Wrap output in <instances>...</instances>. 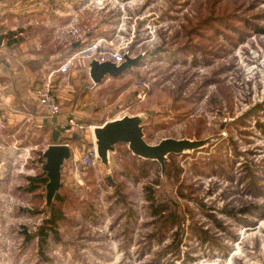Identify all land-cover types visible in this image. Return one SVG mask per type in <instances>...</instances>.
Returning <instances> with one entry per match:
<instances>
[{
    "label": "rangeland",
    "instance_id": "1",
    "mask_svg": "<svg viewBox=\"0 0 264 264\" xmlns=\"http://www.w3.org/2000/svg\"><path fill=\"white\" fill-rule=\"evenodd\" d=\"M231 1L236 3L235 10L242 9L240 12L253 7L254 3L253 0ZM42 2L52 5L56 12L35 14L36 20L54 18L65 30L72 25L80 31L81 39H75L65 30L54 36L49 27L38 21L36 25L46 28L42 32L50 40V48L59 52L43 57L37 66H43L44 71L58 69L54 77L65 75L70 81L69 86L74 79L76 89L86 91L90 96L85 106L94 114V121L140 112L145 115V139L151 143L167 136L203 138L217 134L220 138L203 149L174 155L176 163L183 167L177 184L161 174L158 161L149 176L136 177L127 173L123 167L126 161L123 150L115 152L118 154L116 159L111 154L108 172L111 181L100 161L83 165L79 161L80 154L71 153L61 165L58 190L65 196L60 203L65 218L58 224L60 240L50 238L41 254L37 238L26 240L24 236L33 234L51 209L45 204V186L33 193L24 192L18 186L25 183L26 175L42 168V151L52 141L49 132L41 129L31 132L29 120L17 131V125L7 127L5 132L10 135L1 139L0 145H6L0 156L3 160L0 169L4 167V172L0 170L3 180H0L3 186L0 191L6 195V198H0V264H264V218L254 225L243 226L214 209L212 211L228 228L221 231L212 227L213 222L194 200H189V205L197 212L196 217L211 230L218 243L203 246L194 237L183 235L178 244L180 256L175 257L169 251V234L160 241H148L154 223L145 197V186L149 184L159 198L177 199L183 208L184 200L176 192L178 183H183V186L191 184L194 195L203 199L206 206L221 207L225 203L229 207L239 206L249 201L264 204V128L258 126V120L264 122V32L251 31L232 45L221 34L211 38L216 45L221 43L230 50L210 56L211 61L206 63L199 51H178L183 40L181 35L174 39V32L182 27L184 14L194 13L193 5L199 0ZM232 7L228 5L229 10ZM253 12H264V0L248 14ZM76 40L81 42L73 46ZM27 45L35 50L40 44L30 40ZM171 52L177 54L171 55ZM124 53L141 54V58L120 75H105L94 88L86 87L94 84L88 75L92 58L119 62ZM43 78L40 74L39 79ZM138 79H144L150 85H135ZM202 82L206 84L197 96V87ZM258 105L260 109L244 127L248 133L240 135L233 130L243 156L237 157L233 164L226 158L222 166L215 165L217 173L193 172L190 167L193 159L210 149L213 151L219 140L228 138L229 122ZM201 116L204 122L199 125L195 118ZM34 138L37 143L33 142ZM11 139L16 141L7 148ZM91 141L79 144L80 148L83 150ZM119 146L127 147L125 143H119ZM250 158L260 165L259 173L263 174L255 180L256 189L246 181L248 179H240L245 172L243 166ZM237 161L245 163L241 166ZM157 176L160 181L155 184L153 178ZM231 234H237V238L230 239ZM162 250L170 253L160 257L158 253ZM186 252L193 259L186 260Z\"/></svg>",
    "mask_w": 264,
    "mask_h": 264
},
{
    "label": "trees",
    "instance_id": "2",
    "mask_svg": "<svg viewBox=\"0 0 264 264\" xmlns=\"http://www.w3.org/2000/svg\"><path fill=\"white\" fill-rule=\"evenodd\" d=\"M259 1L260 0H253V7H249V9L242 12H240L242 9L235 10V8H237L236 3L231 0H199V2H195L192 9L194 13L184 14L181 29L174 32V39L178 38L180 35L183 38L180 42V46L177 47L178 51L183 53L190 51L195 53L199 51L201 52V57L204 62L208 63L211 61L210 56L219 55L222 52L230 50L229 46H223L221 43L216 45L211 38H217L219 34H221L222 38L232 45L243 40L251 31L264 32V24L262 23L264 12H253V14H248V12L254 9ZM243 3L244 2L240 5ZM228 5L233 6L232 10L228 9ZM202 9L205 13L202 12ZM21 39H23V37H15L11 41L18 42ZM199 39L201 41H199ZM46 41L47 39L43 38V48L45 49L42 48L38 51L42 53L44 58L58 50L51 49ZM45 52L47 53L45 54ZM176 54L177 52H171V55ZM34 62L35 61H33V63ZM205 84L206 82H202L197 87L199 89V91L196 92L197 96L201 95L202 87ZM222 92L224 96L229 99L227 94L224 91ZM257 109H260L259 105L233 118L229 122L228 138L219 140L213 151L212 149L209 151L206 150L208 153L197 156L196 159H193L194 161L190 164L193 172L198 174L217 173L215 165L222 166L225 164L226 158H229L233 164L234 161L236 162L237 157L243 156L242 150L239 149V140L233 137V130H236L240 135L248 133V130L244 127L250 124L248 119L257 113ZM195 119L199 125L204 122L202 116L196 117ZM85 124H88V120ZM258 126L264 128V122L258 120ZM63 139H75L77 142L79 141V137L73 135H64ZM246 140L251 141L250 139ZM33 142L37 143V139L34 138ZM117 150H123L124 152L126 161L124 162L123 167L127 173L133 174L136 177H146L150 175L153 169H155V160L138 158V156L133 155L126 146L121 148L119 143L117 144ZM174 155L176 154L170 153L168 155L169 160L165 161L164 175L168 179H173L177 184L179 173L183 170V167L180 166L179 163H176ZM112 156L116 159L118 154L115 153L112 154ZM237 162H240L239 165L245 163L242 161ZM259 167L260 165L253 158H250L243 166V168H245L243 176H240L241 180L248 179L246 181H250L253 189H256L257 187L255 180L263 177V174H260L261 172L259 173ZM46 179L45 171L40 168L34 174L26 175L25 183L18 186V188L24 192L33 193L40 188L44 189ZM159 181L160 176L153 178L155 184L159 183ZM183 185V183H178L176 188L177 195L184 200L183 208L180 206L177 199L159 198L149 184H146L145 186V197L148 202L147 207L149 214L153 217L152 222L154 223L153 230L148 233V241H160L169 234L171 236V242L169 243L171 249L169 251L174 253L175 257L180 256L178 244L181 242L180 240L183 235H187L191 238L194 237L203 246L216 245L218 243L216 237L211 233V230H209L208 227H204V223L196 217L197 212H195L194 208L189 205V200H194L195 203L200 206L204 215L213 222L212 227L221 231H226L228 228L223 219H221L220 216H217L218 214H216L215 211H212L214 209H217L219 214L233 219L237 224L243 226L254 225L258 219L264 218V204L249 201L239 206L233 205L229 207L227 203L223 204L221 207H215L212 205L206 206L204 205L203 199L197 198V195H194L195 189L191 184H187L186 186ZM64 199V194L58 190L55 194L51 209L45 213V216L37 226L36 231L33 234H27L24 236L26 240H29L31 237L37 238L38 251L41 254L44 252V248L47 246L50 238L60 240L58 224L65 218L60 203L63 202ZM236 238L237 234H231L230 239ZM167 252L162 250V252L158 253V256L162 257ZM185 254L186 260L193 259L189 253L186 252Z\"/></svg>",
    "mask_w": 264,
    "mask_h": 264
},
{
    "label": "crops",
    "instance_id": "3",
    "mask_svg": "<svg viewBox=\"0 0 264 264\" xmlns=\"http://www.w3.org/2000/svg\"><path fill=\"white\" fill-rule=\"evenodd\" d=\"M53 11L56 12L52 5L41 3V0H0V145H2L1 139L5 140L10 135L5 132L7 127H15L17 125V131L22 124L29 120V127L32 128L31 132L39 129L43 132H49L52 142L54 141L52 132L58 130L59 136L57 139H62L60 142H67L71 148V153L75 155L76 153L80 154L82 151L79 144L91 141V131L88 129L83 134H78L75 131L71 133L60 131L59 123L66 115L74 114L83 123L88 120L90 125H97L107 119L119 116L99 118V121H94V114L89 109L87 110L85 106L90 96L86 91L79 92L76 89L74 79H72L71 85L73 87H71L68 84L70 81L65 79L68 78L65 75L54 77V73L58 69L44 71L43 66H37L39 65L38 62H41L43 58L42 53L38 51L44 47L43 38L48 39V37L42 32V29L45 31L46 28L43 25L39 26V24H36L41 21L50 28L54 36L58 33H56L58 25L55 23L56 19L54 18L51 20L47 18L44 21L36 20L34 15ZM15 37H23V39L18 42L11 41ZM30 40L39 41V48L35 50L29 48L27 42ZM49 41V39L46 41L47 45L50 44ZM57 52L59 51H56V54ZM33 61L35 62L33 63ZM40 74L44 76L43 79H39ZM71 77L74 78L73 72ZM47 78H50L52 85L56 87V93L61 105V111L56 116H47L38 106L32 94L33 87L40 82L46 81ZM89 85L87 84L86 87ZM38 111L43 113L39 114ZM70 134L79 137V141L63 139L64 135L69 136ZM15 141L16 139L13 141L11 139V142H7V148H11ZM5 146L0 147V156L1 152L5 151ZM0 162L3 163V160L1 159ZM3 169L0 170L2 171ZM0 180L2 179L0 178ZM2 187V183H0V190ZM4 196L6 198L5 193L0 191V198Z\"/></svg>",
    "mask_w": 264,
    "mask_h": 264
},
{
    "label": "water",
    "instance_id": "4",
    "mask_svg": "<svg viewBox=\"0 0 264 264\" xmlns=\"http://www.w3.org/2000/svg\"><path fill=\"white\" fill-rule=\"evenodd\" d=\"M81 41L76 40L73 46ZM141 54L131 56L123 54L122 60L116 62L113 59L92 58L88 64V75L94 83H100L105 75L118 76L126 69L136 64ZM145 115L140 112L123 114L119 117L107 119L100 124L93 125L91 130L100 162L107 171L108 180H112L108 174L110 170L111 154L117 151L118 143H125L130 152L138 157L158 161L161 174H164L165 161L170 153H187L201 149L220 135H211L203 138L196 137H162L156 143L148 142L144 136ZM53 142H50L42 151L44 161L42 170L46 173L45 204L51 208L56 192L61 186V165L70 157L71 148L67 142L57 141L59 131L52 132Z\"/></svg>",
    "mask_w": 264,
    "mask_h": 264
},
{
    "label": "built area",
    "instance_id": "5",
    "mask_svg": "<svg viewBox=\"0 0 264 264\" xmlns=\"http://www.w3.org/2000/svg\"><path fill=\"white\" fill-rule=\"evenodd\" d=\"M64 30L65 28L57 26L56 33L62 32ZM65 31L70 33L71 35H74L75 39H81L80 31H78L74 26L70 25L69 28H67ZM138 84L145 85L146 87L150 85V83L144 79L136 80L135 85ZM95 85H97V83H90L89 88H94ZM32 94L37 104L40 105L41 109L47 116H56L60 113L61 105L56 93V87L52 85L50 78H47L46 81L36 84L32 89ZM92 128L93 125H86L85 123L81 122L74 114L66 115L59 123L60 131H67L69 133L75 131L78 134H82L87 129H90L91 131ZM91 142L92 143L90 145L86 146L80 152L79 161L83 165H92L100 161L97 155L94 141Z\"/></svg>",
    "mask_w": 264,
    "mask_h": 264
}]
</instances>
